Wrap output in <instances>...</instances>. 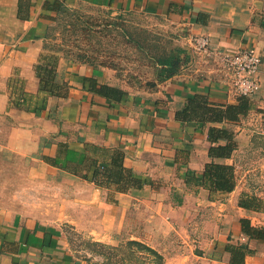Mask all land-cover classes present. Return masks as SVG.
Listing matches in <instances>:
<instances>
[{
	"label": "crops",
	"instance_id": "1",
	"mask_svg": "<svg viewBox=\"0 0 264 264\" xmlns=\"http://www.w3.org/2000/svg\"><path fill=\"white\" fill-rule=\"evenodd\" d=\"M80 9L157 21L179 42L166 57L180 51L179 74L138 88L115 66L56 50L53 26ZM187 35L254 48L260 91L232 94ZM221 131L229 157L211 156L229 144ZM212 162L233 168L232 191L187 183ZM7 174L41 177L64 198L49 217L25 213L3 195ZM133 211L143 225L127 234H149L165 264H264V0H0V264H99L75 257L69 226L115 245Z\"/></svg>",
	"mask_w": 264,
	"mask_h": 264
},
{
	"label": "rangeland",
	"instance_id": "2",
	"mask_svg": "<svg viewBox=\"0 0 264 264\" xmlns=\"http://www.w3.org/2000/svg\"><path fill=\"white\" fill-rule=\"evenodd\" d=\"M49 39L56 50L69 56L115 66L121 74L135 81L138 88H153L162 62L179 44L175 34L157 21L151 22L140 15L115 18L91 9L65 10L53 26ZM188 39L187 35L186 46L191 53ZM1 179L3 195L8 198L15 196L21 201L20 209L25 213L49 217L52 210L50 203L60 204L65 195L52 190L49 181L45 182L41 177L29 182L24 176L7 174ZM69 211L76 215L73 207ZM130 217L133 221L127 223L125 234H120L119 243L115 245L70 225L67 236L75 257L92 259L99 264H130L125 250L130 241H139L151 247L143 239L149 234H127L128 229L139 230L144 213L133 211Z\"/></svg>",
	"mask_w": 264,
	"mask_h": 264
},
{
	"label": "built area",
	"instance_id": "3",
	"mask_svg": "<svg viewBox=\"0 0 264 264\" xmlns=\"http://www.w3.org/2000/svg\"><path fill=\"white\" fill-rule=\"evenodd\" d=\"M191 53L203 64H211L238 98L251 97L260 91L258 78L262 58L254 48L239 49L233 53L214 50L207 36L189 35Z\"/></svg>",
	"mask_w": 264,
	"mask_h": 264
},
{
	"label": "trees",
	"instance_id": "4",
	"mask_svg": "<svg viewBox=\"0 0 264 264\" xmlns=\"http://www.w3.org/2000/svg\"><path fill=\"white\" fill-rule=\"evenodd\" d=\"M180 61V51L178 49L172 51L170 56L161 64L159 75L160 80L165 81L179 74L181 70ZM109 90L112 89L109 87H103L101 93L107 97H110ZM218 136L226 137L229 140V144L224 147H214L213 150L211 149V156L217 155L216 157H229L235 146L231 135L221 131V133H218ZM214 152L216 153L214 154ZM232 169L233 168L226 165L212 162L206 166V169L202 175H189L187 178V183H194L203 186H205L206 183H214L216 188L220 190L232 191L234 189V185L232 183L233 178L226 173L228 170L232 171ZM247 233L261 234L259 230L255 229H251L247 231ZM109 249L116 250V248ZM125 250L127 251V258L130 260V264H165V258L162 254L142 242L130 241L127 244V248Z\"/></svg>",
	"mask_w": 264,
	"mask_h": 264
}]
</instances>
